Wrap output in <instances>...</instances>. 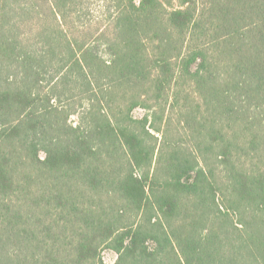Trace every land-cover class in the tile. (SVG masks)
I'll return each instance as SVG.
<instances>
[{
    "label": "trees",
    "instance_id": "1",
    "mask_svg": "<svg viewBox=\"0 0 264 264\" xmlns=\"http://www.w3.org/2000/svg\"><path fill=\"white\" fill-rule=\"evenodd\" d=\"M0 264H264V0H0Z\"/></svg>",
    "mask_w": 264,
    "mask_h": 264
},
{
    "label": "rangeland",
    "instance_id": "2",
    "mask_svg": "<svg viewBox=\"0 0 264 264\" xmlns=\"http://www.w3.org/2000/svg\"><path fill=\"white\" fill-rule=\"evenodd\" d=\"M142 114V111H138V115H141ZM171 133V132H170ZM170 133H168V138L170 139L171 138V134ZM157 136H158V146H160V144L162 143V141H163V135H162V133H159V134H157ZM247 167L250 169V170H257V168L258 167H263V164L261 165V163L260 164H256V163H254V162H247ZM114 257L111 255V254H107L106 255V259L107 260H112Z\"/></svg>",
    "mask_w": 264,
    "mask_h": 264
}]
</instances>
